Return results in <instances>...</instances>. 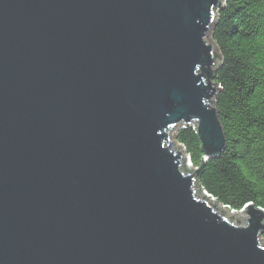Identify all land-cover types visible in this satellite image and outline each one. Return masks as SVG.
<instances>
[{"label": "water", "instance_id": "95a60500", "mask_svg": "<svg viewBox=\"0 0 264 264\" xmlns=\"http://www.w3.org/2000/svg\"><path fill=\"white\" fill-rule=\"evenodd\" d=\"M222 2L0 0V264H264V210L211 204L169 134L225 147Z\"/></svg>", "mask_w": 264, "mask_h": 264}, {"label": "trees", "instance_id": "16d2710c", "mask_svg": "<svg viewBox=\"0 0 264 264\" xmlns=\"http://www.w3.org/2000/svg\"><path fill=\"white\" fill-rule=\"evenodd\" d=\"M211 39L221 57L212 82L225 147L201 166L196 127L178 126L176 141L200 169L198 186L216 203L264 210V0H223Z\"/></svg>", "mask_w": 264, "mask_h": 264}, {"label": "rangeland", "instance_id": "374dc122", "mask_svg": "<svg viewBox=\"0 0 264 264\" xmlns=\"http://www.w3.org/2000/svg\"><path fill=\"white\" fill-rule=\"evenodd\" d=\"M210 35H211V33H210ZM212 40V39H211ZM169 134H170V140H172L173 141V144H174V147H175V149H178V151L180 152V153H183L184 155H186L187 156V158H188V168L190 169V170H192V171H194L195 169H197L196 167H194L193 165H192V163H191V160H190V158H189V156H188V154H187V152H186V150H185V148L180 144V143H178L177 141H176V137H175V132L174 131H170L169 132ZM182 165H184V161H183V159H182ZM198 189V184H197V186H196V190ZM198 194H200V195H202L200 192H198ZM211 200V201H210ZM208 199V201L211 203V204H213L214 203V200H212V199ZM220 205V204H219ZM221 206V205H220ZM229 210H231V209H229ZM231 211H235V210H231ZM239 211H241V210H239ZM239 211H237V212H239ZM224 214L226 215V216H233V214H230L229 213V211H228V209L227 208H224ZM241 215V217L242 218H244V219H246V217H247V214H245V213H241L240 214ZM260 241H262V246H264V238L262 237V235H261V237H260Z\"/></svg>", "mask_w": 264, "mask_h": 264}]
</instances>
